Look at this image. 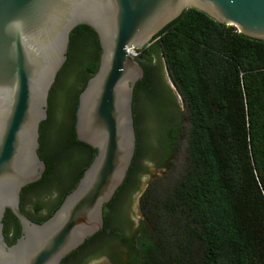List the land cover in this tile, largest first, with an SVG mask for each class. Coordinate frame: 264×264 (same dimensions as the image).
Returning <instances> with one entry per match:
<instances>
[{
  "label": "trees",
  "instance_id": "16d2710c",
  "mask_svg": "<svg viewBox=\"0 0 264 264\" xmlns=\"http://www.w3.org/2000/svg\"><path fill=\"white\" fill-rule=\"evenodd\" d=\"M138 52L135 59L146 73H155L158 83L160 72L144 61L149 55L164 62L182 98L186 126L176 125L165 132L162 161L168 160L182 134L183 166L170 183L152 184L140 199L152 236L125 234L127 224L121 212L127 201L116 217H107L123 193L131 196L140 165L151 151L150 134L141 121L146 106L160 96L157 93L142 102L144 111L133 109L135 156L125 182L104 206L103 231L61 264L77 255H83L79 264L101 257L119 262L118 252L107 251L113 244L133 251L131 263L264 264V42L188 9ZM100 55L98 36L91 28L73 30L67 61L49 94L47 119L40 125L38 154L46 170L39 182L21 192L20 210L32 216L28 218L34 223L45 222L57 211L97 154L77 141L75 114L79 95L98 71ZM62 109L64 129L60 127L63 118L59 119ZM51 189L57 191L56 202L40 216L44 206L36 198ZM28 196L35 197L30 204L32 214L26 211ZM3 226L11 246L21 237V228L9 210Z\"/></svg>",
  "mask_w": 264,
  "mask_h": 264
},
{
  "label": "water",
  "instance_id": "95a60500",
  "mask_svg": "<svg viewBox=\"0 0 264 264\" xmlns=\"http://www.w3.org/2000/svg\"><path fill=\"white\" fill-rule=\"evenodd\" d=\"M188 9L264 42V0H0V264H61L103 231L104 206L136 151L133 100L144 68L129 51L149 47ZM79 26L97 34L101 55L79 95L75 133L97 154L57 211L37 224L22 214L21 192L45 173L40 125ZM7 210L21 228L11 246Z\"/></svg>",
  "mask_w": 264,
  "mask_h": 264
},
{
  "label": "rangeland",
  "instance_id": "374dc122",
  "mask_svg": "<svg viewBox=\"0 0 264 264\" xmlns=\"http://www.w3.org/2000/svg\"><path fill=\"white\" fill-rule=\"evenodd\" d=\"M138 54V56H140V52H138ZM144 63L155 66L158 69L164 84L170 89L173 99L169 97L166 91L160 90L158 99L146 106L145 116L141 121L142 126H144L150 134L149 145L151 151L140 165L141 173L134 183L135 189L131 192V196L124 205L125 212H121L122 220H126L127 224L124 229L125 234L131 238H136L141 232L152 236V229L143 218L141 212L140 199L152 184L158 182L163 185L170 183V180L178 174L183 166L185 154V140L181 134V137L177 141L176 148L173 149L168 160L165 162L162 161L166 152L165 132L176 125L185 128V108L182 99L168 76L164 62L160 58H152L148 55ZM139 106V111H144V104L142 102L139 103ZM63 113L64 111L62 109L61 117L59 118H63L60 121L61 129H64L66 126V119ZM56 192V189H51L46 195H41L36 198L44 206V211L40 216L46 215L49 206L56 202ZM30 197L31 199L35 198L34 196ZM26 211L32 214L29 205L26 206ZM142 224H144L143 231H141ZM107 251L112 254L118 252L120 261L114 262L109 257H101L99 259H93L87 264H141L140 262H130V256L133 251L127 249L124 245L118 246V248L116 244L110 245Z\"/></svg>",
  "mask_w": 264,
  "mask_h": 264
},
{
  "label": "flooded vegetation",
  "instance_id": "af4514ba",
  "mask_svg": "<svg viewBox=\"0 0 264 264\" xmlns=\"http://www.w3.org/2000/svg\"><path fill=\"white\" fill-rule=\"evenodd\" d=\"M160 90H164L168 93L169 97L171 99H173L172 93L170 91V89L167 88V86L164 84L162 78L161 81L158 83L157 79H156V75L153 71H148L146 73V71L144 70V77L143 79L136 84L135 86V91H134V104H133V109H135L136 112H138L140 110V106L139 103L140 102H144V100L146 98L149 97H153V96H157V93H159ZM125 192L123 193L118 199L117 202L114 206L113 209H111V212H109L107 214V217L109 218H113L116 217L115 214L116 212L119 211V209L123 206V203H125L126 197H129V194ZM31 197L28 196L26 198V204H28L30 206L31 204ZM27 217H31L32 216H27ZM83 258V255H77V257H73L71 260H69L66 264H79Z\"/></svg>",
  "mask_w": 264,
  "mask_h": 264
},
{
  "label": "built area",
  "instance_id": "2783aa9c",
  "mask_svg": "<svg viewBox=\"0 0 264 264\" xmlns=\"http://www.w3.org/2000/svg\"><path fill=\"white\" fill-rule=\"evenodd\" d=\"M129 53L134 57H138V50L137 49H130Z\"/></svg>",
  "mask_w": 264,
  "mask_h": 264
}]
</instances>
